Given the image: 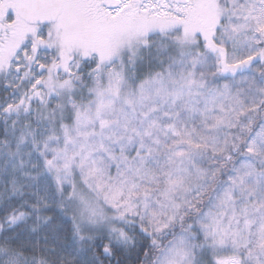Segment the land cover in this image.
<instances>
[{
    "label": "snow or ice",
    "instance_id": "6c2138e0",
    "mask_svg": "<svg viewBox=\"0 0 264 264\" xmlns=\"http://www.w3.org/2000/svg\"><path fill=\"white\" fill-rule=\"evenodd\" d=\"M0 264H264V0H0Z\"/></svg>",
    "mask_w": 264,
    "mask_h": 264
}]
</instances>
